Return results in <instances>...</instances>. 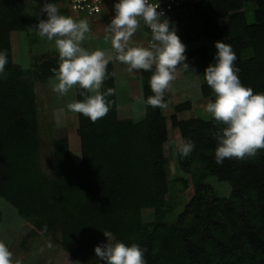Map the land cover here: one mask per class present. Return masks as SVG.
I'll list each match as a JSON object with an SVG mask.
<instances>
[{
  "label": "trees",
  "instance_id": "trees-1",
  "mask_svg": "<svg viewBox=\"0 0 264 264\" xmlns=\"http://www.w3.org/2000/svg\"><path fill=\"white\" fill-rule=\"evenodd\" d=\"M247 1L256 4L254 22L244 11ZM173 28L181 30L182 43L205 38L230 44L241 83L254 94H264V0H203L185 14L183 26ZM15 30H27L26 0H0V52H6L8 61L0 75V196L29 221L27 234L16 238L19 246L49 234L86 262L108 241L104 232H111L116 242L144 249L146 264H264V149L255 157L217 164V133L225 125L212 115L183 118L182 113L192 109L190 100L173 105L170 117L148 105L155 67L141 73L145 115L122 119L109 62L100 90L109 102L108 114L93 123L78 113L81 161L74 162L67 138L54 140L56 169L54 177L47 176L41 168L33 82L55 76L52 69L58 70L60 58L36 57L33 68L15 63ZM185 55V62L194 64L203 77L202 95L214 102L204 72L216 62V54L202 45L186 48ZM88 95L77 89V101ZM171 128L180 130L182 144L194 142L187 157L181 147L177 151L180 168L191 173L194 193L174 224L165 221L164 208L165 144ZM194 162L203 164L200 171L192 169ZM213 176L231 184L230 196L214 190L207 181ZM143 208H154L152 221L142 220Z\"/></svg>",
  "mask_w": 264,
  "mask_h": 264
},
{
  "label": "clouds",
  "instance_id": "clouds-1",
  "mask_svg": "<svg viewBox=\"0 0 264 264\" xmlns=\"http://www.w3.org/2000/svg\"><path fill=\"white\" fill-rule=\"evenodd\" d=\"M160 4L149 0H119L115 4V16L108 25L113 34L111 44L115 55L102 50L89 52L82 46L86 34L90 33L85 19L74 20L60 13L55 3H45L40 10L47 13L46 20L37 25L41 36L55 42L58 50L59 68L52 69L55 80L52 90L66 96L71 89L79 86L92 95L83 101L68 104L72 112L82 114L93 123L104 118L110 108L101 88L108 78L107 65L113 59L128 66V71H152L150 87L154 95L147 98L151 107L167 108L164 95L170 89L179 71H190L185 62L186 45L182 43L170 21L158 12ZM141 19L151 29L152 41L148 47L131 46V38L140 27ZM216 62L204 72L207 85L214 91V102H208L206 111L225 127L217 133L218 146L215 150L217 164L225 159L255 157L264 149V94H254L253 89L245 87L235 66L237 56L228 43L217 41ZM6 52H0V75L7 64ZM109 89L107 95H111ZM194 149V142L187 141L181 148L182 156L187 157ZM108 239L106 245L97 246V257L106 264H146L145 250L138 244L113 243V234L104 232ZM0 264H14L13 253L0 241ZM15 264H19L18 261Z\"/></svg>",
  "mask_w": 264,
  "mask_h": 264
},
{
  "label": "rangeland",
  "instance_id": "rangeland-1",
  "mask_svg": "<svg viewBox=\"0 0 264 264\" xmlns=\"http://www.w3.org/2000/svg\"><path fill=\"white\" fill-rule=\"evenodd\" d=\"M57 0H50V3H54ZM59 1V0H58ZM33 2H31L32 4ZM29 4V6H31ZM65 6L62 8L68 9L69 6L68 2L65 1ZM115 4V3H114ZM113 3L108 5L107 8H112V14L110 17H104L102 20L94 19V18H87L85 14L80 13L81 19H85L89 23V27L91 29L90 33L86 34V38L83 41L82 46L85 47L89 52H93L95 50H102L106 53L115 55L114 50L112 48L111 44V36L113 35L108 30V25H110L111 20L115 16V8ZM60 9V13L63 15L69 16L68 14H65L66 12L61 8L60 5H58ZM256 8V4L247 1L245 3L244 11L247 15V19L249 22H254L255 16H254V10ZM36 12L35 10L31 11V13ZM65 12V13H64ZM194 13V12H193ZM48 17H44L42 19L46 20ZM73 18V17H72ZM35 19V18H34ZM74 19V18H73ZM80 19V20H81ZM41 19H37L36 21H40ZM75 20V19H74ZM78 21V20H77ZM221 22H224L222 19ZM39 23V22H38ZM38 23H35L32 27L31 35L29 36L27 40L32 43V47L37 48L36 51H40L37 53H40L41 55H35L36 52L33 51L34 58L47 55L54 56L58 53V50L55 47V42L49 41L47 37H43L40 35L37 25ZM177 35L180 36L181 30H177ZM136 35V36H135ZM17 40V39H16ZM218 40L215 39H205L201 38L199 40L195 41H183L186 45V48H195L198 46L206 45L209 53L214 55L217 53V48L215 47V44ZM136 42L138 46H149V37H148V30L141 19L140 21V27L137 30V32L133 35L131 38V46L132 43ZM135 44V46H136ZM49 50V52H47ZM45 52V54H44ZM14 53L15 56L19 54V51L17 49V42L14 43ZM53 53V54H52ZM28 54L24 52V58L22 60H18L17 62L21 64V66L28 68L30 66L31 59L27 58ZM36 60V59H35ZM33 66L37 65L38 63L33 60ZM189 69L191 70V66L189 65ZM199 76L194 75L191 71H183L181 70V75L176 77V79L173 81V89H174V95L172 99L179 102H184L191 97L194 101V107L190 110L184 111L182 113L183 118H192L201 116L202 118L208 119L211 114L206 111V105L210 100L206 97H204L200 92V87L198 83ZM55 80V77H50L46 80H40L39 78H35L33 82L34 90H35V100H36V110H37V120H38V128H39V139H40V159H41V168L44 171V173L49 177H54L55 169H56V156L53 151L52 143L54 140H59L63 138H67L69 143V149L70 154L74 158V162L76 164H79L81 161V140L78 133L79 123H78V115L76 114H70L68 113L70 110L68 109V104L74 102L73 97V91L72 89L69 91V93L66 96H60L58 93L54 91H50V85L53 84V81ZM180 87H185V90L176 91V89ZM121 94V95H120ZM117 96L122 102V98H124V94L120 93V90L117 91ZM169 100V98H168ZM141 98H137L135 100V106H136V112L140 108V110H143V107H141ZM174 103H171L167 106V108L163 109L164 114L167 117H170V115L173 113V106ZM131 115L122 114L120 118L122 119H129ZM138 113L135 114V120H139L142 117H139ZM182 137L180 130L178 128H171L169 130V138L168 141L165 144V157H166V164L168 168V190L166 199H165V209H168L165 221L168 224H174L178 221L179 214L183 212L185 206L191 199L194 190H193V183L191 179V173H187L183 171L178 162L177 158V151L182 146ZM203 167V164L200 162H194L192 169L194 171H200ZM207 181L213 186L214 190L221 195V196H230L231 194V184L227 181H221L217 179L216 177H208ZM187 183V184H186ZM8 205L6 200L0 196V206ZM2 213V214H1ZM154 208H143L142 209V220L144 222L152 221L154 219ZM8 215H10V212L6 213L5 211L2 212L0 210V218L4 217L3 219H6L8 223H10V219H8ZM28 221V220H27ZM8 227V226H7ZM10 228V227H9ZM29 222L23 226L20 233H22L24 236L27 234V231L29 230ZM9 232L12 230V228L8 229ZM19 233V235H20ZM18 235V236H19ZM9 236V235H7ZM17 236V237H18ZM16 237V238H17ZM37 241H39V245L36 248V251L38 254H40V260L46 261L56 253V263L57 264H103V260H101L99 257H97L96 252L94 251L92 257L86 261L81 262L80 260L73 257L72 254H70L68 251H65L60 243L56 242L51 235L42 234L37 235L35 237ZM40 238V239H39ZM114 238V237H113ZM22 239V238H21ZM28 239V241L30 240ZM113 243H116L115 238L112 241ZM108 241L106 242V244ZM13 246L20 247L19 242H17V239L13 241ZM105 244V245H106ZM16 251L15 249H10ZM12 251V252H13ZM66 252V253H65ZM50 260V259H49ZM31 263V260L28 262V264ZM48 263V262H47ZM53 263V262H52ZM37 264V262L35 263ZM48 264H51L48 263Z\"/></svg>",
  "mask_w": 264,
  "mask_h": 264
},
{
  "label": "crops",
  "instance_id": "crops-1",
  "mask_svg": "<svg viewBox=\"0 0 264 264\" xmlns=\"http://www.w3.org/2000/svg\"><path fill=\"white\" fill-rule=\"evenodd\" d=\"M65 1L68 2L67 0H59V1L57 0L54 3L57 5H60L62 8L63 6L67 5V4H65ZM31 2H33V3L31 4ZM118 2H119V0H116L115 2H113V4L114 3L116 4ZM45 3H50V0H26L27 30H25V31L15 30V31L11 32L13 61L17 64H19L17 62L18 60L20 61V60H22V58H24L23 57L24 52L26 54H28L27 58L31 59L29 68H31L33 66V63H34L33 60L35 61V58L33 56V51L36 52L35 55H41L40 53H37V52H40L39 50L36 51L37 48L32 47V43L29 42V40H27V43L25 41H26V39L29 38V36L31 35V32H33L32 31L33 25H35V23L39 22L36 20L42 19L44 17H48L47 13H41V11H40L43 8ZM29 4H31V6H29ZM67 8L68 9H65V7H64L65 10L62 8L66 12V13L64 12L65 14H68L69 16L73 17L76 21L77 20L79 21L81 19L79 12L73 10L70 5ZM112 8H113V6H111V8H106V10L100 15H97V16H87L86 15V17L102 20V18H104V17H110L111 16ZM32 10L33 11L35 10L36 12L31 13ZM16 42H17V49L19 51V54L15 56L14 43H16ZM135 44H136V42L132 43V46H135ZM136 46H138V44H136ZM47 52H49V50ZM44 54H45V52H44ZM46 54H47L46 56H49L48 53H46ZM111 61L113 63V70H114L115 93H116V98H117L118 116L121 117L122 114H127V115H131L128 118L134 119L135 114L138 113L139 115H141L139 117H143L145 115V106H144V99L142 96V88H141L142 70H140V71L133 70V71L129 72L127 65L120 63L119 61H117L115 59H113ZM187 64L191 66L190 71L194 75L199 76V79H198L199 84L198 85L200 87V92H201V85L203 83V77L201 74H199L197 72V69H196L194 64H191V63H187ZM180 75H181V71H179L177 73L176 77L179 78ZM52 77H55V76H52ZM57 82L58 81L54 80L53 84L57 83ZM52 85H50V88H49L50 91H53ZM78 88H79V86H76L72 89L74 101H77V89ZM119 90H120V93L124 94V98H122V102H120V100L117 96V91H119ZM181 90H185V87H180V88L176 89V91H181ZM174 93L175 92H174L173 84H172L170 89L164 95V102L167 105H169L171 103H174V105L178 104L177 101L175 102V100L172 99L173 97H175V96H173ZM90 95H92V93H90ZM137 98L142 99L141 107H143V110L141 111L139 108L136 112V109H135L136 106L134 105L135 104L134 102ZM168 98H169V100H168ZM188 100L192 101V108H193L194 107L193 99H191V97H189ZM188 100H186V101H188ZM179 103H181V102H179ZM68 113H70V114L74 113V114L78 115V113L72 112V111H69ZM6 202L8 203V205H4V206L1 205L0 210H2V212L5 211L6 213L10 212V215L7 216L8 219H10V223H8L6 219H3L4 217L0 218V241H3L7 245L8 248L10 247V249L13 248L16 250V251L11 250V252L13 251L12 253H13L14 264L16 261H18L19 264H28V262L30 260H31L30 264H35L36 262H37V264H48L50 262H51V264H57L56 263L57 251H55L56 253H54L53 259L51 256L49 258L50 260L49 259L47 260L48 263L46 261L40 260V254H38L36 251V248H38L37 246L39 245V241H37L36 238H32L29 241H27L26 246L24 248H22V246H20V247L13 246V244H12L13 241L19 235L23 226L25 224H27L29 221H27V219L19 213L18 209L15 206H13L7 200H6ZM9 227L12 228V230L10 232L8 230V229H10ZM7 235H9V236H7Z\"/></svg>",
  "mask_w": 264,
  "mask_h": 264
},
{
  "label": "built area",
  "instance_id": "built-area-1",
  "mask_svg": "<svg viewBox=\"0 0 264 264\" xmlns=\"http://www.w3.org/2000/svg\"><path fill=\"white\" fill-rule=\"evenodd\" d=\"M71 8L79 13L87 16H97L102 14L108 5L116 0H67ZM203 0H149V3L160 4L158 12H163L164 17L170 21V27L180 25L183 26V18L185 14L193 6L201 3ZM146 25V24H145ZM148 30L149 42L152 41L151 29L146 25Z\"/></svg>",
  "mask_w": 264,
  "mask_h": 264
}]
</instances>
